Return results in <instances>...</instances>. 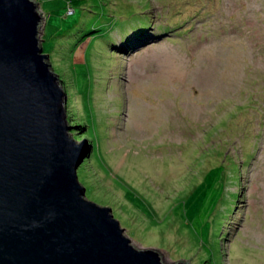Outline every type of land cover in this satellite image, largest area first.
Returning a JSON list of instances; mask_svg holds the SVG:
<instances>
[{
  "label": "rangeland",
  "instance_id": "1",
  "mask_svg": "<svg viewBox=\"0 0 264 264\" xmlns=\"http://www.w3.org/2000/svg\"><path fill=\"white\" fill-rule=\"evenodd\" d=\"M34 1L70 136L90 142L80 123L89 114L101 129L99 150L77 168L86 197L164 264H264V0ZM144 12L147 34L128 43L144 41L116 49ZM84 21V32L110 33L94 30L74 61L80 45L68 51L65 30Z\"/></svg>",
  "mask_w": 264,
  "mask_h": 264
},
{
  "label": "water",
  "instance_id": "2",
  "mask_svg": "<svg viewBox=\"0 0 264 264\" xmlns=\"http://www.w3.org/2000/svg\"><path fill=\"white\" fill-rule=\"evenodd\" d=\"M42 18L34 0H0V264H164L85 195L77 168L91 144L70 136Z\"/></svg>",
  "mask_w": 264,
  "mask_h": 264
},
{
  "label": "trees",
  "instance_id": "3",
  "mask_svg": "<svg viewBox=\"0 0 264 264\" xmlns=\"http://www.w3.org/2000/svg\"><path fill=\"white\" fill-rule=\"evenodd\" d=\"M139 1H142V0H139ZM138 1V2H139ZM144 2H146V4H145V7H147V6H149V2L147 1V0H143ZM68 3L70 4V6L68 5ZM65 5H66V7L68 8V7H72V8H74V6L72 5V1L71 0H66L65 1ZM130 6H128V8H126V11L125 12H122V13H126L127 12V10H129V9H131V8H133L132 6V4H129ZM122 6H123V4L122 5H120V6H118V7H116L117 9H119L118 10V13H120V10L121 9H124V8H122ZM66 8V9H67ZM107 9H109V8H107ZM110 9H114V8H110ZM135 9H138L139 10V8H136L135 7ZM116 9H114V11H115ZM109 11V10H108ZM112 11V10H111ZM111 11H109V12H111ZM90 12H92V15L91 16H93L96 12H93V10L92 9H90ZM105 14H106V16L108 17V15H107V11H105L104 12ZM90 16V17H91ZM101 17L102 18H104V16L102 15V16H100V20H101ZM133 18V19H132ZM132 20H131V23H135V25H131V27L133 28V33L136 35V36H140V35H142V36H145L146 34H147V29H148V26H149V23L147 22V19H145L144 18V16L143 15H141V17L139 16V15H133L132 16ZM97 19H99V18H97ZM109 19H111V18H109ZM108 19V20H109ZM88 21H91V19L90 20H88ZM102 21V20H101ZM47 22H49V19L47 20ZM138 22H141L142 24H139V25H137V23ZM120 23V21H118L116 24H119ZM91 25V24H90ZM120 25L121 26H123L124 24L122 23H120ZM47 26H48V23H47ZM81 26H84V28H85V21L84 22H82V23H77V24H75L74 26H69L68 28L69 29H66L65 30V32H69L70 33V31L73 33V34H71L70 36L73 38V41H72V43H70V44H67V47H66V49L68 50V51H71L72 49H73V47L75 46V42L76 41H78L79 43V45H80V43H84V45H89L88 43H91L90 45H92L93 43H94V41H96L97 40V38H94L95 37V34H94V30H102L101 32H102V37L103 38H105V36L106 35H109V33H110V30L109 31H107L106 30V28L105 27H108V26H106L105 24L104 25H102L101 27H99L98 29H90L89 31H87V32H84V28H82V30H80V27ZM71 27V28H70ZM128 26L127 25H124L123 26V30L124 31H127V30H129V29H126ZM173 27H175V26H173ZM173 27H170V26H167V27H165V29L163 30V32H165V31H169V30H173L174 28ZM177 27V26H176ZM111 28V27H110ZM110 28H108V29H110ZM81 31L80 32V36L82 35V38L83 39H81L80 41L79 40H77L76 38V36L74 37V33L76 32V31ZM184 31V30H183ZM182 31L180 30V31H178V33L180 34ZM82 33V34H81ZM89 33H93V35H91V34H89ZM159 34V33H158ZM89 35H91V37L92 38H89ZM101 36H99L98 38L99 39H101L102 38ZM75 38V39H74ZM123 40H127V41H129L130 40V37H129V35H127V36H124L123 38H122V41ZM103 43H105L104 41H102ZM47 47H48V44H47ZM80 48H79V50L81 51V53H78V51H77V55H76V57L74 58V61H78V60H84V58H83V51H84V47L83 46H79ZM44 48H45V45H44ZM45 51H49L50 49H49V47L47 48V50L46 49H44ZM53 56V55H52ZM93 63V62H92ZM92 63L90 64L91 66H92ZM97 63V62H96ZM95 63V64H96ZM54 68V67H53ZM55 70V69H54ZM55 72V71H54ZM243 106V105H242ZM241 106V107H242ZM249 112H250V110H252V112L253 111H256V108H255V106H249ZM241 111V110H240ZM93 117L92 116H90V114H89V116L87 117V118H85L84 120H85V122L84 121H82V122H80V123H83V126L84 127H87V130H86V132H84V134H82V137L83 136H85V137H87V138H89V140H90V143H91V145H92V148H91V151H90V154L89 155H91L92 153H94V152H97L98 150H99V148H100V142H101V139H102V133H101V129H100V126H99V124H98V122H96V120H94V119H92ZM83 126L82 125H79V127L78 128H83ZM77 175H78V173H77ZM79 179V178H78ZM80 181V180H79ZM85 187V186H84ZM85 191H86V187H85ZM86 195V194H85ZM234 195L235 196H238V193L236 192H234ZM113 216L115 217V215L113 214ZM116 218V217H115ZM118 219V218H117ZM119 220V219H118Z\"/></svg>",
  "mask_w": 264,
  "mask_h": 264
},
{
  "label": "clouds",
  "instance_id": "4",
  "mask_svg": "<svg viewBox=\"0 0 264 264\" xmlns=\"http://www.w3.org/2000/svg\"><path fill=\"white\" fill-rule=\"evenodd\" d=\"M143 16L145 15V12L142 14ZM145 19H147L146 17H144ZM149 20L147 19V22H148ZM149 23V22H148ZM132 25H135V23H132ZM128 29L129 30H127V31H122V33H120L119 34V36L118 37H116V46H115V48L116 49H121V46H120V43L121 42H123V41H126L127 43L128 42H131V39H134L135 37H138V36H136L134 33H133V28H129L128 27ZM157 33V35H158V33L159 32H157V31H155L154 30V34H156ZM127 35H129V37H130V40L129 41H127V40H123L122 41V38L124 37V36H127ZM140 38H142V35H140ZM138 39V40H135L134 42H133V45H130L129 43V45H130V47L129 48H132V47H137L138 45H139V42H141V41H144L143 39ZM147 42V41H146ZM56 73V72H55ZM59 79H61V78H59ZM61 81H62V79H61ZM63 82V81H62ZM66 95H67V93H66ZM66 101H67V98H66ZM66 103V102H65ZM65 108H66V104H65ZM90 143V142H89ZM91 144V143H90ZM91 148H92V145H91ZM113 214V213H112ZM184 260V259H183ZM187 261V260H186Z\"/></svg>",
  "mask_w": 264,
  "mask_h": 264
}]
</instances>
